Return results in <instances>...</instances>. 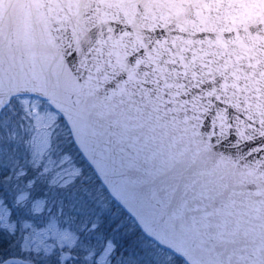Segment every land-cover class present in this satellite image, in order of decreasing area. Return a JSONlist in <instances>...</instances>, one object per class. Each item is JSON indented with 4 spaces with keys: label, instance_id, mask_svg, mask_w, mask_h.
I'll return each instance as SVG.
<instances>
[{
    "label": "snow or ice",
    "instance_id": "1",
    "mask_svg": "<svg viewBox=\"0 0 264 264\" xmlns=\"http://www.w3.org/2000/svg\"><path fill=\"white\" fill-rule=\"evenodd\" d=\"M0 264H264V0H0Z\"/></svg>",
    "mask_w": 264,
    "mask_h": 264
}]
</instances>
